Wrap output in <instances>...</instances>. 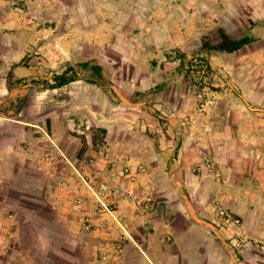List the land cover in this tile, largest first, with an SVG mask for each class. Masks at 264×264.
Instances as JSON below:
<instances>
[{
  "label": "rangeland",
  "instance_id": "obj_1",
  "mask_svg": "<svg viewBox=\"0 0 264 264\" xmlns=\"http://www.w3.org/2000/svg\"><path fill=\"white\" fill-rule=\"evenodd\" d=\"M219 26L233 39L250 34L255 41L233 52L202 49L204 40H220ZM81 62L101 65V75ZM66 68L74 79L51 87ZM129 75L137 81L125 80ZM259 104L264 0H0V264H144L141 250L142 258L131 248L86 246L98 244L96 227L69 220L67 205L53 207L51 173L68 165L56 160V141L68 149L74 143L78 162L95 160L96 151L104 169L130 156L110 140L139 137L143 151L153 139L156 148L160 138L199 141L194 173L223 185L210 143L225 135L226 120L234 123L231 135L239 113ZM262 153L255 157L264 168ZM216 200L210 240L178 241L206 255L170 253L168 264H264V207L248 204L237 213ZM220 208L238 222L223 224Z\"/></svg>",
  "mask_w": 264,
  "mask_h": 264
},
{
  "label": "crops",
  "instance_id": "obj_2",
  "mask_svg": "<svg viewBox=\"0 0 264 264\" xmlns=\"http://www.w3.org/2000/svg\"><path fill=\"white\" fill-rule=\"evenodd\" d=\"M219 28L229 36L222 26L218 27V34ZM244 36L252 37L255 41V37L250 34ZM137 77L129 75L124 79L137 81ZM255 108L250 109V112L239 113L235 121V132L231 135L229 133L234 123L226 120L221 129V134L225 135L210 143L220 159L223 185L203 181L198 172L194 173L192 165L201 159L199 141L183 139L174 144L160 138L159 148H156L153 139V142H147L151 146L143 151L138 149V144L143 143L139 137L126 142L122 139L120 141V138L114 143L110 140L118 150H126L124 152L130 156L123 155L115 167L104 169L96 162L100 159L96 151L92 150L95 160L86 162L87 158L82 156L84 160L78 162L71 151L75 144L72 143L68 149L57 140L61 147L59 153H56V160L59 162L65 159L68 165L65 170L55 167L51 173L47 192L55 197L52 200L55 203L53 207L60 209L67 205L71 208L66 209L68 213L65 216L69 220L73 222L82 219L87 227L95 226L99 234H96L99 236L96 240L98 244L88 240L86 246H93L102 252L125 253L131 248L135 255L142 258L141 250L148 260L144 264H168L166 257L170 253L171 256L193 258L206 255L207 249L204 247L184 249L178 246V241H193L195 244L202 239L210 240L212 232L216 233V199L219 200L217 205L223 204L237 213H241L248 204L255 208L264 207L263 160L255 157V154L264 151V104ZM248 120L252 125H249ZM103 127L111 132L112 126ZM218 142L227 145L225 153L219 151V147H222H218ZM45 198H39L42 200L41 208L48 199ZM138 200L142 201L141 205L137 204ZM101 203L109 206L110 214L104 211ZM170 237L174 242L166 245L164 240ZM120 239L122 243L112 241Z\"/></svg>",
  "mask_w": 264,
  "mask_h": 264
},
{
  "label": "trees",
  "instance_id": "obj_3",
  "mask_svg": "<svg viewBox=\"0 0 264 264\" xmlns=\"http://www.w3.org/2000/svg\"><path fill=\"white\" fill-rule=\"evenodd\" d=\"M219 36L220 41L215 44H210L208 41H203L202 48L206 50L232 52L252 43L254 40L249 36H244L239 39H231L222 28H219ZM79 65L81 67L89 66L93 74L98 77L101 75V66L97 63L90 64L88 62H81ZM69 70L70 68H66L62 73L54 75V83L51 84V87L60 86L73 80L74 76L68 74Z\"/></svg>",
  "mask_w": 264,
  "mask_h": 264
},
{
  "label": "built area",
  "instance_id": "obj_4",
  "mask_svg": "<svg viewBox=\"0 0 264 264\" xmlns=\"http://www.w3.org/2000/svg\"><path fill=\"white\" fill-rule=\"evenodd\" d=\"M250 109L251 110H256V108H254V107H250ZM80 126L82 127V125H79V127ZM207 164L210 167V169H212V171L216 174L217 177H220L221 176V173H220V171L218 169L215 170L214 166L212 164L208 163V162H207ZM141 170L144 171V168H141ZM147 200H149V199H146V201ZM137 204L138 205H141L142 204V201L138 200ZM101 206L104 209V211H106V212H108L110 214V210L111 209L109 208V206L106 203H101ZM219 214L221 215L220 217H221V219L223 221V224H229V223H236V222H238V220L232 218L230 216V214H228V212L225 209L220 208L219 209Z\"/></svg>",
  "mask_w": 264,
  "mask_h": 264
}]
</instances>
